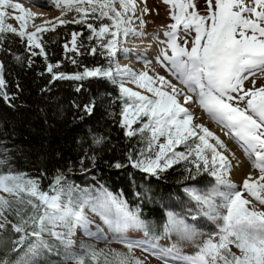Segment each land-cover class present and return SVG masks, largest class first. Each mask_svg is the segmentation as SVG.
<instances>
[{"label":"snow or ice","instance_id":"snow-or-ice-1","mask_svg":"<svg viewBox=\"0 0 264 264\" xmlns=\"http://www.w3.org/2000/svg\"><path fill=\"white\" fill-rule=\"evenodd\" d=\"M52 3L60 9L55 23L37 24L30 23L36 14L22 3L0 0V54H10L24 72L36 66L33 57H43L44 71L37 75L47 73L48 79L38 91L41 97H48L47 103H55V97L49 96L55 83L74 84V91L82 97L71 101L72 119L82 129L75 139L81 169L87 170L86 160L95 167L103 153H119L120 158L113 156L111 167H131L146 179L157 180L170 174L169 170L178 172L180 189L177 202L165 208L160 222L145 219L141 209L145 199H152L150 189L136 191L139 203L133 206L122 193L114 194L103 185L79 187L68 179L71 161L66 170L56 169L48 190H44L41 176L45 173L29 177L11 169L15 145L8 146V137L16 133L5 131L0 139V192L7 196L0 195V230L10 226L19 233L17 246L31 241L25 257L15 264H86L88 258L90 264H98L100 257L102 264H145L131 255L135 248L162 259L164 264H264V84L257 87L255 79L258 73L264 75V0H204L202 9H198L196 0H163L171 22L161 26L165 39L160 41L163 47L155 59L184 88L155 70L152 75L149 71L136 72L118 61L119 51L130 52L121 48L129 34L145 35L132 21L135 17L144 23V14L151 11L146 2ZM8 18L19 21V27L7 23ZM69 24L80 25L62 45L64 58L82 68L74 72L61 70L63 60L49 62L47 42L42 39L44 32H55L58 25ZM7 33L25 43L27 56L13 51L10 41L5 45ZM98 52L106 58L107 66L89 67L79 59ZM151 63L144 61L146 67ZM8 75L14 76V90L6 79L5 62L0 59V100L12 109L27 107L20 76L10 71ZM249 77L251 86L246 88ZM105 80L116 87L118 95L93 92L86 86ZM117 103L119 119L114 121ZM197 104L237 140L258 174L249 173L242 185L233 182L232 162L225 155L227 145L204 124L195 123L194 112L185 106ZM39 111L47 122L46 110ZM110 121L122 130V144L113 139ZM56 155L63 158L60 152ZM132 182L135 184L134 178ZM242 192L255 197L259 206ZM93 216L108 226L127 252L97 249L84 241L80 242V252L73 250L77 228L93 239L107 240L100 235L101 224H95L96 231H92ZM204 218L214 225L211 231L199 227ZM130 231L142 232L144 238H130ZM46 234L63 246L62 260H50L46 255L56 247L45 239ZM161 239L171 243L162 246ZM184 242L194 243L197 251L182 254L180 246ZM55 254L60 255L59 251Z\"/></svg>","mask_w":264,"mask_h":264},{"label":"trees","instance_id":"trees-1","mask_svg":"<svg viewBox=\"0 0 264 264\" xmlns=\"http://www.w3.org/2000/svg\"><path fill=\"white\" fill-rule=\"evenodd\" d=\"M80 25L69 24L57 26L55 32L48 31L42 34V39L46 41V51L49 56V62L55 63L57 60H63L61 70L66 72H74L82 70L76 65L71 64L63 55V43L66 39H70V33L73 29L79 30ZM85 34H87L85 30ZM7 39L5 45L11 42L12 50L17 53H22L25 56L28 53L25 50V43L20 41L18 36L11 33L6 34ZM36 51H39L38 49ZM71 55V53H69ZM0 59H3L6 67V79L9 80L10 88H13V75H8L12 72L14 75H19L21 84L25 88L23 93V102L27 107L12 109L0 100V139L7 131L9 134L15 130L16 135L8 137V146L15 148L10 157L11 169L13 171L25 173L29 177L40 176L41 187L48 190V185L51 183L52 176L55 175L56 169L66 170L69 161L73 164L72 171L67 173L71 183L79 187L86 188L89 186L103 185L114 194H123L131 205L139 203L134 193L136 191H147L150 189L151 200L145 199L141 204V209L145 219L162 221L164 210L170 204L177 202V194L179 193L180 185L177 184L179 173L165 174V177L157 180L155 178H145V175L131 167L126 169H116L111 167L113 156L120 158L119 153L105 152L101 158L97 159L95 167L89 161H85L84 168L81 169L79 160V149L76 146L75 139L82 134V129L73 121L74 110L71 105L72 100H79L82 97L74 91V84L70 81H59L53 85L52 93L49 96L55 97V103H47L48 97H41L39 88H41L48 79V74L38 76L37 72L44 71L43 57H33L36 61V66L32 70L22 71L21 68L13 61L11 55L0 54ZM79 59L89 67L96 64L107 66V60L101 56L99 52L95 56H81ZM93 92H111L113 95H118L116 87L109 82L101 81L94 82L91 85ZM43 108L47 112V122L44 116L40 113ZM119 103L114 105V111L117 113L114 121H118ZM110 121L113 139L123 143L122 130L118 124ZM62 154L57 156L56 153ZM129 173L132 175L130 176ZM135 179V184L132 182ZM209 180L213 178L209 177ZM179 210V209H174ZM15 221V220H13ZM201 230L211 231L212 226L207 222V218L203 219ZM6 241L0 247V264L5 261H11L13 264L25 257L28 243L17 246L19 233H16L8 226L3 233ZM34 239V238H32ZM45 239L51 241L56 247L51 254H46L50 260H62L64 255L63 246L58 240H53L50 237ZM59 251L60 255L55 253ZM68 264V262H67Z\"/></svg>","mask_w":264,"mask_h":264},{"label":"rangeland","instance_id":"rangeland-1","mask_svg":"<svg viewBox=\"0 0 264 264\" xmlns=\"http://www.w3.org/2000/svg\"><path fill=\"white\" fill-rule=\"evenodd\" d=\"M27 0H15V2L22 3L25 8L30 9L33 13L36 15L33 17V19L30 21V23H37L41 24L45 21H50L52 23H55V17L60 15V9L56 8L54 4L52 3V0H33L34 2H26ZM143 2H146L149 9H151L150 12L144 14V23H141L140 19L133 18V25L137 28V31H142L145 33L143 36L139 35H133L129 34L126 41H124V38L121 37V40L124 41L121 45V48H128L130 49V52L125 54L123 51H119L117 53L118 61L121 65L123 61H126L128 57L132 54L133 51L141 47V44L144 46L147 53L152 55L154 58H156L157 55H159V50L163 45L160 43L161 40H164L165 37L163 36L164 28L161 27L162 25H166L171 22L170 17L167 15L168 6L163 3V0H137L138 4H142ZM198 9H202L204 5V0H196ZM140 15L139 12L136 13V16L138 17ZM72 14H68V18L71 19ZM7 23L13 24L15 27H19V21H16L13 18H8L6 20ZM46 27H50V24H46ZM61 26V25H58ZM29 31L33 30L31 28L28 29ZM158 37L157 38H154ZM143 46L141 48H143ZM146 53V54H147ZM169 54H171L169 50ZM152 61L150 65L147 67L144 64V61ZM142 66H137L136 64H132L128 66L132 70L139 72V71H149V74H154L152 70H155V72L159 73L160 75H163L166 77V79L171 80L174 84L177 85L178 88H184V85L180 83V81L171 74L165 67L162 65L156 63V59L153 61L151 58L144 57V60L139 61ZM136 67V68H135ZM251 79L252 77H249L248 81H245V87L251 86ZM256 86H260L261 84H264V75L257 74L256 77ZM127 86H132L136 88L134 84H128ZM138 89V88H136ZM140 91H143L142 89H138ZM186 107H190L191 110H195V119L196 123H202L206 127L209 128L210 131L215 133L217 136L220 137V139L227 145V150L225 151V155H228L232 162V169L230 173V177L233 180V182L237 183L238 185H242L243 182H241L240 175L237 174V170L239 167H251L250 164H252V161L249 159V157L245 154L243 148L240 146V144L237 142V140L232 136L227 134V130L223 129L221 125L213 121L208 117V115L204 112L203 109L199 107V105H185ZM243 106V105H241ZM240 176V177H239ZM0 195L7 196V193L0 192ZM242 196L245 198L251 199L254 203L258 202L255 200V197H251V195L247 192H242ZM259 206V205H258ZM9 219L15 220V217L10 216ZM94 224L92 226V231L95 232V224H101L102 233L100 234L101 237H107V240L104 238L99 239H93L89 236H86L83 231L79 228L75 230L73 240L74 244L72 245V248L76 252L81 251L80 242L84 241L86 243H92L95 245L97 249H117L120 251L127 252L126 247L115 241L114 234L110 231L107 225H103V223L100 221L99 217L93 216ZM203 220L201 225L199 227L201 228L203 224ZM207 222L211 224L212 228L214 225L210 220L207 219ZM8 227V226H7ZM6 227V228H7ZM5 229L0 230V247L3 246L6 239L3 235L5 232ZM203 231V230H202ZM206 232V231H205ZM130 238L133 239H143V233L139 231H130L128 233ZM45 237H50L53 240H56L55 237H51L49 235H45ZM108 241H112L109 243ZM171 243L170 240L167 239H161L160 244L162 246H168ZM180 250L182 254L184 255H192L197 251V248L195 247L194 243L190 242H184L180 246ZM233 250H235L233 246ZM133 256L140 258L145 261V264H164V261L162 259H158L155 256L150 255L147 252L142 251L140 248L133 249L132 254ZM103 257L99 258L98 264H102ZM68 264H75L74 261H68ZM86 264H90V258L86 259Z\"/></svg>","mask_w":264,"mask_h":264},{"label":"bare ground","instance_id":"bare-ground-1","mask_svg":"<svg viewBox=\"0 0 264 264\" xmlns=\"http://www.w3.org/2000/svg\"><path fill=\"white\" fill-rule=\"evenodd\" d=\"M28 2H34L33 0H27ZM26 1V2H27ZM143 45L141 44V47ZM139 47L138 49H136L133 53H132V56L128 57V59L126 61H123L121 63L122 66L124 65H127V66H130V65H134L136 64L137 66H142V62L140 63L139 61L141 60H144V57H148V58H151L153 61L155 60V58L150 55L149 53H147V51L145 50L144 46L143 48ZM147 53V54H146ZM136 68V67H135ZM129 87H132V86H129ZM134 88V87H133ZM135 90H138L136 88H134ZM140 91V90H139ZM192 111L195 113V110L192 109ZM196 118V117H195ZM194 122L196 123V119L194 120ZM251 167L247 166V167H239V169L237 170V174L240 175V179H241V182H243V180L248 176L249 173H252L254 176L256 174H258V170L256 169H253L252 167V164H250Z\"/></svg>","mask_w":264,"mask_h":264}]
</instances>
